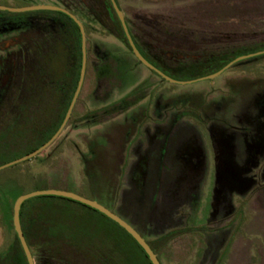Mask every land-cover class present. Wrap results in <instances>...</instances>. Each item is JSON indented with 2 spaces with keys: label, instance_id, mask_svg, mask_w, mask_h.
<instances>
[{
  "label": "rangeland",
  "instance_id": "obj_1",
  "mask_svg": "<svg viewBox=\"0 0 264 264\" xmlns=\"http://www.w3.org/2000/svg\"><path fill=\"white\" fill-rule=\"evenodd\" d=\"M115 1L143 54L171 74L185 61L202 70L264 48V0ZM0 2L55 5L86 29L85 71L72 116L49 148L0 169V257L16 247L15 198L57 189L93 197L123 218L161 264H264V53L237 60L212 79L178 85L137 62L100 0ZM38 15L0 10L9 23L0 36V45L8 43L0 58L10 53L0 124L24 75L31 37L44 26L39 29ZM42 15L63 20L55 11ZM171 56L185 59L178 64ZM103 62L109 71L98 77ZM92 152L98 159L86 177ZM192 156L200 160L181 179ZM26 200L27 206H62L70 227L111 231L146 264L134 243L95 210L53 195ZM29 250L34 264H66L50 257L44 244Z\"/></svg>",
  "mask_w": 264,
  "mask_h": 264
},
{
  "label": "trees",
  "instance_id": "obj_2",
  "mask_svg": "<svg viewBox=\"0 0 264 264\" xmlns=\"http://www.w3.org/2000/svg\"><path fill=\"white\" fill-rule=\"evenodd\" d=\"M100 5L107 17L116 24L117 37L130 50L109 0H100ZM48 12L50 11L37 10L18 13V16L41 14L37 16L39 18L37 23L39 29L44 26L31 37V53L24 75L18 82L17 90L10 94L6 121L2 120L0 124V165L33 151L51 137L63 118L78 79L80 68L78 27L65 13L55 11L63 17V20L56 19L54 22V18L42 15ZM131 38L142 57L165 75L177 80H189L210 74L235 57L213 61L202 70L192 69L193 65H190L191 62L189 61L180 65L179 62L185 59L183 57L181 58L183 60L175 56L167 57L179 64L178 71L171 74L147 58L132 35ZM108 71L109 64L103 62L97 70V76H105ZM73 112L74 109H72L69 117L72 116ZM97 159L98 155L92 152L85 161L83 172L86 177L91 176L94 172ZM56 197L75 202L63 197ZM91 199L94 198L91 197ZM26 201L22 202L19 209V223L28 248L32 243L44 244L49 247L50 257L66 264H140L124 248L121 239L111 231H106V234H103L87 228L70 227L65 216L60 213L62 210L59 209L62 206L55 205L56 207H53L52 204L44 207L39 205L27 206L25 205ZM55 209L59 210L57 214ZM88 220L98 226L95 220ZM111 222L134 243L146 264H150L134 240L116 223ZM15 241V249L1 256L0 264H26L16 237ZM146 243L157 256L151 244L147 241Z\"/></svg>",
  "mask_w": 264,
  "mask_h": 264
},
{
  "label": "water",
  "instance_id": "obj_3",
  "mask_svg": "<svg viewBox=\"0 0 264 264\" xmlns=\"http://www.w3.org/2000/svg\"><path fill=\"white\" fill-rule=\"evenodd\" d=\"M109 2H110V5H111L118 21H119L123 36L126 39V43L129 46L130 51H131L132 55L135 57V59L140 64L145 66L147 69L155 72L160 78L164 79L167 82L173 83V84L184 85V84H190L193 82H197L200 80L212 79L213 77H215L219 73H221L224 69H226L228 66H230L232 63H234L235 61L264 53V49H261V50H258V51L252 52V53H246V54L238 55V56L232 58L225 65H223L222 67H220L219 69H217L216 71H214L210 74L200 76V77H196V78L189 79V80H177V79H174V78H171V77L165 75L160 70H158L156 67H154L152 64H150L144 57H142V55L138 52L137 48L135 47V45L132 41L131 35H130L128 28H127V25L125 23L123 14H122L121 10L119 9L116 1L115 0H109ZM0 10H6L9 12H18V13L28 12V11H37V10H49V11L63 12L66 15H68L73 20V22L77 25L79 35H80V68H79V73H78V79H77L72 97L68 103V106L66 108V111L63 115V118H62L58 128L51 135V137L47 141H45L43 144H41L39 147H37L36 149H34L33 151H31L29 153H26V154L19 156V157L15 158L11 161H8V162L1 164L0 165V169H1V168L6 167V166H10V165L19 163L21 161L30 159L31 157H34L40 151L47 148L57 138V136L60 134V132L64 128V126H65V124H66V122H67V120L71 114V111L73 109V106H74L76 97L79 93V90H80V87L82 84V80H83V76H84V71H85V43H84L85 35H84V28H83L82 24L80 23V21L78 19H76V17L74 15H72L71 13H69L68 11H66V10H64L58 6H55V5L34 4V5H24V6H20L17 8L0 5ZM40 195H53V196L63 197V198L81 203V204L99 212L100 214H102L106 218H108L109 220L116 223L120 228H122L134 240V242L143 251V253L147 257L150 264H160L156 254L151 250V248L146 243L144 238L131 225H129L125 220H123L117 214L111 212L110 210L105 208L103 205L99 204L94 199H89V198L80 196L78 194H75V193H72L69 191L57 190V189H39V190H34V191L22 193V194L18 195L13 202L12 209H11L12 229H13L14 235H15V237H16V239H17V241H18V243L22 249L26 264H34V262H33L30 250H29V248L26 244V241L23 237L21 228H20L19 209H20V206H21L23 201H25L26 199H28L30 197L40 196Z\"/></svg>",
  "mask_w": 264,
  "mask_h": 264
},
{
  "label": "flooded vegetation",
  "instance_id": "obj_4",
  "mask_svg": "<svg viewBox=\"0 0 264 264\" xmlns=\"http://www.w3.org/2000/svg\"><path fill=\"white\" fill-rule=\"evenodd\" d=\"M0 5H3V6H8V4H6L5 2H0ZM3 11H6V10H3ZM6 12H9V11H6ZM10 13H14V12H10ZM5 16H1L0 17V36L3 35L2 33L6 30V27L9 23H7L5 21ZM126 23V22H125ZM16 43H14L15 45ZM9 45H13V44H9ZM6 47H8V43L7 41H4V43L2 45H0V50L1 48H4V50L6 49ZM3 50V51H4ZM263 54V53H262ZM10 55V53H6L3 57L0 58V90L3 88L5 82H6V77H7V71H6V64H7V61H8V56ZM242 55V54H241ZM258 55H261V54H258ZM238 56V55H237ZM236 57V56H235ZM138 62V61H137ZM139 63V62H138ZM233 64V63H232ZM155 67V66H154ZM158 69V68H157ZM159 70V69H158ZM162 72V71H161ZM155 73V72H154ZM157 75V74H156ZM164 80V79H163ZM248 98L246 99L245 101V106H246V103L248 102ZM254 103H256V100L253 101ZM262 105L264 106V104L262 103ZM245 132V130H244ZM246 135V134H245ZM246 137L244 138L245 142H246ZM187 157V156H186ZM185 157V159H186ZM200 160V157L198 156H195V157H190V160L189 161V166L186 165V160L184 161V165H182V170L180 169L178 175H180L181 179H185L186 178V175L187 174H190L194 171V166H197V162ZM179 168V167H178ZM184 168V169H183ZM186 174V175H185ZM185 183H187V181H185ZM164 197H166L164 195ZM129 198V197H128ZM128 198L126 197V202L128 201ZM167 198V197H166ZM125 201V200H123ZM129 202H127L128 204ZM125 207V206H124ZM128 207V205H127ZM114 213V212H113ZM120 217V216H119ZM123 219V218H122ZM124 220V219H123ZM134 228V227H133Z\"/></svg>",
  "mask_w": 264,
  "mask_h": 264
}]
</instances>
